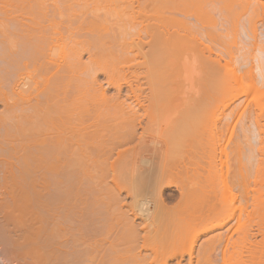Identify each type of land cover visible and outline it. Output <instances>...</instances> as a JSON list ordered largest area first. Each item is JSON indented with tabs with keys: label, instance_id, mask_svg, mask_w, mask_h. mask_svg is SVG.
<instances>
[{
	"label": "bare ground",
	"instance_id": "6f19581e",
	"mask_svg": "<svg viewBox=\"0 0 264 264\" xmlns=\"http://www.w3.org/2000/svg\"><path fill=\"white\" fill-rule=\"evenodd\" d=\"M0 196L31 264H264V1L0 0Z\"/></svg>",
	"mask_w": 264,
	"mask_h": 264
},
{
	"label": "rangeland",
	"instance_id": "374dc122",
	"mask_svg": "<svg viewBox=\"0 0 264 264\" xmlns=\"http://www.w3.org/2000/svg\"><path fill=\"white\" fill-rule=\"evenodd\" d=\"M117 1H119V0H117ZM262 1H264V0H262ZM93 2V1H92ZM79 5H81V3H78ZM87 4H89L90 5V3H87ZM112 14H113V12H111ZM110 13V14H111ZM113 18H115L114 17V15H113ZM64 19H66V17H64ZM72 19V18H71ZM112 19V18H111ZM85 57L83 58V61H85ZM111 94H112V92H111ZM7 198V200L11 203L10 205L8 204L9 202H7V200L6 199H4V198ZM1 200H4V201H2L1 202ZM6 204H5V203ZM4 203V204H3ZM8 204V205H7ZM14 205V201L13 200H11L10 199V197L9 196H0V217L1 216H3L4 214H5V212H6V209L8 210L9 208L11 209L10 210V215L11 214H13V216L11 215V216H7V215H4L3 217H1V219H0V227H1V230L0 231H2V228H3V231H6L5 233H6V235H5V233L3 232H0V264H31V260H30V256L26 253V250L25 249H23V251L22 250H19V251H17V249L15 250V248H17V247H13V246H16V244L17 243H19V244H17V246H19V245H22L23 246V244L25 245V244H27L28 242L27 241H29L28 240V238H27V240L25 239L26 237H25V235H28V234H26L25 232V230H24V226H23V228H22V226L20 225V224H18V223H20L21 222V220H19L18 221V217H17V214H14L15 212H13L12 213V207H13V205ZM4 205H6L5 207H4ZM8 206H10L9 208H7ZM15 206V205H14ZM1 207H3V208H1ZM13 210H14V208H13ZM9 211V210H8ZM7 211V212H8ZM14 211H16V209L14 210ZM6 212V213H7ZM9 213V212H8ZM3 214V215H2ZM15 215V216H14ZM6 217V218H5ZM8 217V218H7ZM9 217H14L15 218V220H14V218H12V220H11V218H9ZM16 217H17V219H16ZM24 218H26V217H24ZM8 219V220H7ZM22 220H23V218H22ZM27 219H25V221H26ZM1 221H3V223H2V225H1ZM8 221L10 222V223H8ZM14 221V222H13ZM17 222V223H16ZM23 222V221H22ZM27 222V221H26ZM28 223V222H27ZM27 223H23V224H26L27 225ZM4 224H8V225H6V226H3ZM13 224H15V225H13ZM17 225V226H16ZM13 226V227H12ZM20 227V229L24 232L23 234V238L22 237H20L21 236V234H20V232L18 233V231L20 230L19 229V227ZM8 227V228H7ZM17 227V228H16ZM6 228V229H5ZM12 228V229H11ZM15 228V229H14ZM13 230L12 231V233H13V235L11 234V230ZM10 231V232H9ZM16 233H15V232ZM8 234H9V239L7 238H5V236H8ZM17 234V235H16ZM20 234V235H19ZM10 235L12 236V237H10ZM19 235V236H18ZM2 236H4V239H3V237ZM15 236V238H13ZM16 236H18V237H20L19 239H18V237L16 238ZM1 237H2V239H1ZM6 239V240H5ZM12 241H11V240ZM17 240V242L15 243L14 241L15 240ZM24 239L26 240V241H24ZM8 240H10V245L9 246H12V242H14L13 244V246H12V248H10V247H8V245H6L9 241ZM19 240H21V241H19ZM257 240H260V238L258 237L257 238ZM19 241V242H18ZM22 241H24V242H26V243H24L23 242V244H22ZM4 244V245H3ZM6 245V246H5ZM7 247V248H4V247ZM29 247V246H28ZM8 248H10L9 250H8ZM15 251H14V250ZM27 249V251H28V248H26ZM21 258V259H20ZM22 258L24 259V260H22ZM21 261H20V260ZM30 261H29V260ZM27 260V261H26ZM22 262V263H21ZM30 262V263H29Z\"/></svg>",
	"mask_w": 264,
	"mask_h": 264
}]
</instances>
